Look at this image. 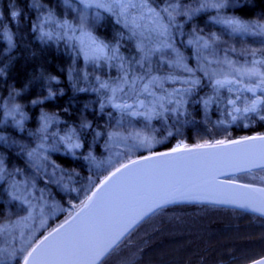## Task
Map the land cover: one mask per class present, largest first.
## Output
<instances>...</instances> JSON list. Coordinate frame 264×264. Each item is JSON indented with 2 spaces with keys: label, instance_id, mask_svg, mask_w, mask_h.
<instances>
[{
  "label": "snow or ice",
  "instance_id": "obj_1",
  "mask_svg": "<svg viewBox=\"0 0 264 264\" xmlns=\"http://www.w3.org/2000/svg\"><path fill=\"white\" fill-rule=\"evenodd\" d=\"M63 2L70 4V0ZM79 3L81 7L74 20L58 21L54 12L49 10L45 17H37L32 30L39 32L41 41L65 42L77 56L83 55L87 63L101 70L105 66L116 69L117 75L109 76L107 80L96 76L98 86L93 91L103 96L102 110L107 104L121 114L120 120L132 117L140 118L146 123L153 120L166 122L170 118L179 121L186 114L190 115L185 107L190 103L200 104L205 113L215 107L233 121L240 115L264 111V59L257 58L264 57V48L242 50L233 59V55L237 54L235 47L220 49L217 46L220 36L215 32L204 34L203 29L197 25L193 26L187 41V45L193 49L195 68L189 67V57L176 47V16L190 20L205 8L216 9L217 14L210 17V20L224 25L231 33L264 36V24L259 21H243L235 16L221 15L222 10L229 6L230 0H202L199 7L186 6L182 0H164V7L159 11L151 6L149 0H79ZM231 3L236 6L239 0H231ZM91 9L95 11L90 13ZM101 10L111 13L116 24L122 26L118 34L120 39H117L115 46L94 35V29L104 19ZM9 14L13 20L20 15L14 6H10ZM48 25H55L58 31H45ZM125 31L128 33L127 40L135 41L139 59L129 60L120 54ZM5 40L9 50L15 46L13 34L0 26V42ZM154 56L159 57V65L166 66L167 72L155 74L161 69L153 68ZM135 66H138L139 71ZM204 88L210 91L198 100H193L192 97L199 96V91ZM16 95L19 93H9V101L0 103V112L4 113L5 119L11 117L15 126L23 130L26 116L22 106L11 103ZM54 96L55 93L49 90L43 100ZM43 100L34 99L31 103L36 105L43 103ZM260 119L264 120V116ZM39 121L37 132L40 134V143L27 153L30 160L39 158L33 160L37 169L45 166L49 151L59 152L63 146L65 153L75 155V150L82 147L76 127H68L60 135L59 132L49 131V126L57 123L54 115L41 112ZM225 122L219 121L221 124ZM119 125L120 121H117V127ZM90 127L88 122L79 125L80 130ZM96 135L100 136L101 133L97 132ZM50 138L52 143H46ZM114 138L129 153L136 148L151 149L153 143L157 142L154 137L142 135L139 131L128 132L127 135L120 131L109 132V142H113ZM0 141L8 143L3 136H0ZM245 141L261 142L262 147L256 156L259 162L249 166L264 168V136L246 137L243 141L228 143L239 145ZM224 144V140H218L215 145L195 147L215 148ZM23 150L22 146L21 151ZM175 153L190 154L191 149L178 146L171 149V152L153 153L138 159H128L127 162L117 159L118 167L113 166L112 158L109 157L106 163L112 170L99 179V183L89 177L90 187L84 190V198L78 205H71L74 214L70 212L68 218L39 239L33 240L35 233H32L22 240L19 248H0V264L13 259H16L17 264H101L144 220L155 216L169 205L181 202L233 205L264 217V200L256 202L239 197L214 198L200 194L202 189L197 181L210 184L214 179L211 175L213 167L221 161L237 160V157L199 154L200 158L194 162L195 166L190 167L193 162L183 157H174ZM90 158L95 160L91 152L85 159ZM51 165L53 172L60 167L54 161ZM233 170L244 169L234 167ZM16 171L19 172L18 169ZM3 172V161L0 159V173ZM93 183L94 187L91 186ZM69 190L78 191L75 188ZM258 191L264 192V188ZM45 224L46 217L41 219L39 227L43 229ZM4 230L0 227V232ZM21 237H24L23 232ZM250 264H264V255L251 259Z\"/></svg>",
  "mask_w": 264,
  "mask_h": 264
},
{
  "label": "trees",
  "instance_id": "obj_2",
  "mask_svg": "<svg viewBox=\"0 0 264 264\" xmlns=\"http://www.w3.org/2000/svg\"><path fill=\"white\" fill-rule=\"evenodd\" d=\"M149 3L157 11L164 7V0H149ZM10 6H14L20 13L16 20L10 18ZM222 13L224 16H235L243 21H254L258 17L264 20V0H239L236 6H232L230 0L229 6L225 7ZM54 14L58 17L62 15L58 7L54 8ZM34 15L31 0H0V26L13 34L15 45L9 50L6 40L0 42V103L9 100L10 92L19 93L14 99L22 106L26 116L23 130L8 127L4 131L14 138L31 140L40 127L41 112H47L57 120V123L49 126V130L63 135L66 128L76 127L82 147L75 150V156L65 153L63 146L61 151L50 153L51 161L70 174L66 175L67 180L61 183V180L55 182L41 177L25 152L0 141V159L4 168V172L0 173V227L5 229L0 232V248H19L26 235L32 233H35L33 240L39 239L68 218L70 212L74 213L71 205H78L84 198V190L90 187L89 177L99 183V179L112 170L108 164L103 169H90L82 158L89 152L95 157L94 161L111 157L113 166L118 167L117 159L127 162L128 159L168 151L178 146L193 147L216 144L218 140L228 142L248 136L264 135V120H258L256 113L247 114L255 120V126L242 128L237 121L247 115H240L233 121L230 116L222 115V110L215 107L205 113L200 104L190 103L185 105L190 115L186 114L180 118L187 121L185 130L173 136L156 151L129 153L118 150L117 147L113 149L108 140L109 133L101 131V136L97 137L94 129L97 126L105 127L102 122L110 116L109 113L119 112L111 106H104L103 110L101 106H97L100 99L96 91V98L85 102V93L77 90L85 88V85L98 86V75L82 80V87L79 84L81 79L73 86L67 84V74L85 59L83 55L77 56L63 41H38L32 30ZM102 15L106 38H99L115 46L117 39H120L118 34L122 26L116 24L111 13L102 12ZM207 18L208 15L204 12L194 15L190 20L182 16L180 19L176 18L178 27L174 29L177 33L174 40L177 47L189 57V67L196 66L192 60V47L187 45L191 26ZM179 32L184 34L180 35ZM127 35L125 31L120 44V54L129 60L139 59L135 41L129 42ZM257 58L264 59L262 56ZM152 61L154 69H161L155 74L160 75L168 71L166 66L159 65V57L154 56ZM135 67L139 71L138 66ZM94 69L103 80L117 75L114 68L105 66L101 70L96 66ZM51 78L62 82L66 92L58 98L43 100L54 86L55 79ZM209 91L204 88L199 91V96H193L192 99L198 100ZM224 94L227 95L226 92ZM74 97L77 98L78 105L69 106ZM34 99H41L43 103L33 105L31 101ZM2 113L0 112V117ZM259 114L264 116V111ZM88 118L91 119V127L80 130L79 125ZM221 120L226 122L221 124ZM30 177L34 178L35 184L28 183ZM230 179L262 189L264 169ZM91 186L94 187V183ZM72 188L78 191H70ZM40 192H45L44 197L48 205L57 207L46 216L47 224L43 229L39 227L40 218L34 201ZM16 196L20 198L16 199ZM25 217L27 219H24ZM21 232L24 237H21ZM261 255H264V218L213 204L178 203L169 205L155 216L144 220L118 248L102 260L101 264H247ZM4 264H17V261L13 259Z\"/></svg>",
  "mask_w": 264,
  "mask_h": 264
},
{
  "label": "rangeland",
  "instance_id": "obj_3",
  "mask_svg": "<svg viewBox=\"0 0 264 264\" xmlns=\"http://www.w3.org/2000/svg\"><path fill=\"white\" fill-rule=\"evenodd\" d=\"M200 2H202V0H182V3L184 5L186 6L190 5L191 7H199ZM31 5L35 11L33 23L37 21V17H40V18L45 17L48 14L49 10H52L54 12V8L56 7L60 9V13L62 14L61 16H59L60 18L57 15H55L58 21L60 20L71 21V20H74V18L77 16V10L81 7L79 0H70L69 5L64 4L63 0H31ZM40 5H43V7H40ZM151 6L153 7V5ZM94 11L95 9H91L90 13ZM101 12H103V10H101ZM202 12L207 13L208 18L206 20H199L200 21L199 23L193 24L191 26V30L194 25H197L200 29H203L204 34L215 32L217 35L220 36V40L217 42V46L220 49L232 48V47H235L237 49V54L233 55L232 57L233 59H236L237 55L242 50L253 49V48L255 49L264 48V43L261 42V41H264V36H253L249 34L231 33L229 30L225 28L224 25L215 24L210 20V17L215 16L217 14L216 9L205 8L202 11L196 13L195 15L202 13ZM221 15H224V14L221 12ZM176 18L180 19V16H176ZM254 21H259L261 24H264V20L262 19V17H258ZM103 28L104 26L101 21V23L97 25L96 28L94 29V35L100 38L102 37L106 38L105 33L103 32L104 30ZM44 30L53 31V32L58 31L55 25H48L45 27ZM35 37L41 43L45 42V41H41V39L39 38L38 31L35 32ZM176 47H177V42H176ZM221 55H223L222 52H221ZM192 60L194 64L196 65V61L193 57H192ZM241 62H243L242 57H241ZM95 67H96L95 65L87 63L85 60H83L82 63L76 64L75 68L73 67V70H71V72L67 74V76L69 77L67 84L73 86L77 82L78 79H81V82L79 84L82 87L84 85L82 80L88 79L89 77H94L96 75H99V72H97L94 69ZM53 83H54V86L52 87L51 91L55 93V96L52 99H55V98H58L64 95V93L66 92V89L64 85L62 84V82L55 79ZM85 86H86L85 88H79V89H84L83 92L85 93V102L94 100L96 98V93L95 91H93V89L96 88L97 86L95 87H90L87 85ZM97 97L98 99H100V103H98L97 106H101L103 96L101 93L97 92ZM11 103L17 104L15 99H12ZM77 105H78V100L76 97H74V99L70 101L69 106H77ZM105 106H110V105L106 104ZM256 115H257V119L259 120L261 115L260 114H256ZM120 117H121L120 113H112L111 116L106 117L103 120L102 123L104 124L105 127L103 128H100L98 126L95 127L94 134L96 135L97 132L100 133L101 131L108 132V133L111 131H120L123 135H127L128 132L139 131L142 135H147V136H151L155 138L157 142L153 143L151 149L136 148L132 151L136 153L137 152H141V153L147 152L148 153V152L156 151L163 144L170 141L173 136H177L181 134L186 128V123L183 120L176 121L170 118L166 122H162L160 120H153L151 121V123H146L140 118L125 117L123 120H120ZM17 119H19V116H17ZM258 120H256V122ZM117 121H120V125L118 127H117ZM129 121H131V123H129ZM86 122L90 124L91 119L88 118ZM237 124L242 128H248V127L255 126V120L253 121L251 116L247 115L241 118L240 120H238ZM8 127H16V126L13 123L11 117H8L7 119H5L4 113H2L0 117V136L7 138L8 143H5V144H8L12 146L13 148L18 149L20 151L23 146L24 148L23 152L27 154L28 151L35 148L37 144L40 143V140L38 138L40 134L37 131L32 136L33 138H31V140H28V139L22 140L19 138H14L12 137L10 133H7L6 131H4ZM49 131L52 132V130H49ZM46 143H52L51 138ZM111 146L114 147L113 149L118 148V150L126 151L124 145L119 143V141L116 140L115 138L113 142H111ZM50 153H52V151H49L47 153L49 159L47 162H45V166L39 168L38 171L41 177H43L44 179L55 181V182H57L58 180H61V183H64L67 180L66 175H70V174H67L60 168L56 169L55 172H53V167L51 165L52 161L50 159V156H51ZM26 156L28 157V155ZM82 158L85 160V163L87 164V166H89L90 169L94 171L103 169L107 165L106 161L109 160V158H104V160L94 161L91 158L90 159H85V157H82ZM36 159H39V158L38 157L33 158V160H36ZM33 160H30V161L33 163ZM29 182H32V184H35L34 178L33 177L28 178V183ZM44 196H46L45 192H40L39 194L35 196V200H34L36 203V209L38 210V216L40 218L38 222H40L42 218L46 217L51 212V210L57 209V207H51L50 205H48L46 203V199ZM41 197H43V199H41ZM25 238H27V235Z\"/></svg>",
  "mask_w": 264,
  "mask_h": 264
},
{
  "label": "water",
  "instance_id": "obj_4",
  "mask_svg": "<svg viewBox=\"0 0 264 264\" xmlns=\"http://www.w3.org/2000/svg\"><path fill=\"white\" fill-rule=\"evenodd\" d=\"M260 136H264V135H254L248 137H260ZM244 138H239L232 141H243ZM228 142H225L224 145H217L215 148H196L195 146L187 147L188 149H191L190 154L175 153L173 154V156L183 157L185 160L193 162L192 164H190V167L195 166L194 162L200 158L199 154H212L218 156L237 157L238 158L237 160L221 161L220 163H217L212 169L211 175L214 177V179L211 180L210 184H203L202 181H197V183L200 184V187L202 189L200 194L214 198L239 197L241 199H252L256 202L264 200V192L258 191L259 188H256L250 184H246L230 179L231 177H235L241 174L264 169L259 167L253 168L249 166L251 163L259 162L256 159V156L262 147L261 142L245 141L244 143L239 145H233ZM211 145H215V144H211ZM163 152H171V150L163 151ZM163 152H157V153H163ZM234 167H240L244 170L234 171L233 170ZM181 203H203V202H181ZM205 204H209V203H205ZM218 206L227 207L234 210H239L242 212H247L259 216L257 214L248 211L247 209L235 207L233 205H218ZM247 264H250V262Z\"/></svg>",
  "mask_w": 264,
  "mask_h": 264
}]
</instances>
